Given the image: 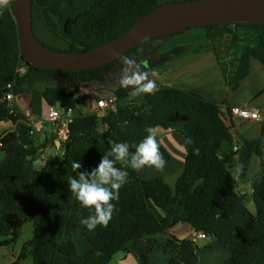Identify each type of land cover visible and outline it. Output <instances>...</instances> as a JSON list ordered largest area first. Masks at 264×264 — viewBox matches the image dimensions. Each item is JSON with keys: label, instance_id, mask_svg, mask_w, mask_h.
Returning a JSON list of instances; mask_svg holds the SVG:
<instances>
[{"label": "trees", "instance_id": "16d2710c", "mask_svg": "<svg viewBox=\"0 0 264 264\" xmlns=\"http://www.w3.org/2000/svg\"><path fill=\"white\" fill-rule=\"evenodd\" d=\"M172 1L179 0H93L63 25L70 45L68 51L82 52L103 45L123 34L154 7ZM230 26H249L260 31V46L247 45L240 51L235 70V77L240 79L248 73L251 58L264 66V24L205 26L212 47L224 37H231L230 44L238 41ZM168 36L152 38L123 56L131 57L146 43ZM182 50L174 48L160 55V59L172 58ZM116 64L121 67L117 59L82 71H53L27 64L20 53L11 1L0 10V123H16V131L0 135V236L9 235L7 242H13L21 226L32 222L33 236L24 244L20 256L29 254L33 264H109L119 251L135 255L138 264H148L149 254L160 246L154 236L177 223H187L193 231L214 237L228 251L222 264H264V152L256 143L243 141L247 155L242 177L250 154L263 159L260 174L250 180V198L255 208L252 212L246 204V191H237V180L230 173L237 155L231 126L221 117L217 104L195 93L156 84L158 91L154 94L131 97V86H119L114 90L115 110L104 116L80 113L73 117L60 159L56 161L49 155L44 164L36 163L40 149L47 143H35L29 122L17 108L16 113L9 112L4 95L10 88L15 93L39 89L48 106L65 109L74 103L81 84L99 79L104 69ZM20 65L25 66L22 74L17 72ZM55 73L69 78L70 90L52 79ZM148 128L176 129L192 141L186 143L183 173L171 187L161 178L144 180L126 168L127 179L119 189V198L111 201L114 211L107 226L86 230L80 220L93 211L82 207L69 191V177L95 167L114 143H138ZM159 151L168 156L160 146ZM134 152L130 146V155ZM74 161L80 163V169L73 168ZM115 166L121 167L119 163ZM73 231L88 244L86 251L77 250ZM163 246L175 244L170 240ZM166 264L187 263L176 250L166 258Z\"/></svg>", "mask_w": 264, "mask_h": 264}, {"label": "crops", "instance_id": "0c3cea01", "mask_svg": "<svg viewBox=\"0 0 264 264\" xmlns=\"http://www.w3.org/2000/svg\"><path fill=\"white\" fill-rule=\"evenodd\" d=\"M34 1L47 24L53 29H60V32H62L61 26L68 18L82 12L77 8L81 7L80 10L84 11L90 2V0ZM75 6H77L76 10ZM200 28L202 27L190 28L163 39L150 41L140 47L135 52V58H132L148 74V79L153 80L157 85L195 93L220 107L221 117L230 124L233 132V147H237V155L230 173L236 178L238 187L246 191L247 207L254 212L255 208L250 198V180L260 174L263 159L254 153L250 154L243 177L240 172L247 155V148L243 146L244 140L256 143L264 152V66L257 59L251 58L246 76L237 79L235 70L242 48L247 45L256 48L260 46V31L249 26H230L238 37V41L230 44L231 37H224L219 42L215 41L212 44L214 47H212L205 30ZM177 47L183 49L181 53L166 60L160 59V55ZM52 79L64 86L67 91L70 90V80L64 75L55 73ZM63 79L67 80L66 85L61 82V80L65 81ZM97 80L81 84L74 96V103L71 105L72 117L78 116L80 113L98 114V98H106L114 93L116 88H112L111 85V89L105 88L97 84ZM107 81L110 82L109 79ZM15 96L16 105L23 115L43 123V128L34 137L36 144L47 143L46 147L40 149L39 161L43 163L45 155H49V152L52 153L54 159L59 160L60 152L55 145L56 136L47 120L48 105L42 98L39 89L18 92ZM231 106H247L257 109L260 113V120L233 118L229 114ZM8 131H16V124L1 122L0 135ZM152 134L155 136L158 146L168 154L167 157L162 155L166 161L164 168L176 169L177 178L184 170L186 154L184 134L176 129L164 130L162 128H154ZM155 170L154 167L145 166L135 172L144 180H151L156 176L162 179L160 175H153ZM26 225L29 227L25 228ZM32 236V222H26L21 226L13 242H7L10 238L9 235L0 236V264H33V259L29 254L25 257L20 256L24 244ZM154 239L160 246H157L149 254L148 264H166V258L170 257L172 253L175 254L176 250L187 264H222L228 257V251L214 237L197 238L187 223H177L156 234ZM170 240L174 242L175 246L164 247L163 245ZM82 245L81 252L89 248L87 243L86 246ZM109 264H138V260L130 252L119 251L113 255Z\"/></svg>", "mask_w": 264, "mask_h": 264}, {"label": "water", "instance_id": "95a60500", "mask_svg": "<svg viewBox=\"0 0 264 264\" xmlns=\"http://www.w3.org/2000/svg\"><path fill=\"white\" fill-rule=\"evenodd\" d=\"M20 53L37 68L82 71L106 66L140 44L188 28L232 22L264 24V0H179L160 4L117 38L94 49L69 52V42L42 20L30 0H10ZM55 145H63L56 140ZM50 154V152H49Z\"/></svg>", "mask_w": 264, "mask_h": 264}, {"label": "clouds", "instance_id": "9594fccd", "mask_svg": "<svg viewBox=\"0 0 264 264\" xmlns=\"http://www.w3.org/2000/svg\"><path fill=\"white\" fill-rule=\"evenodd\" d=\"M9 3L10 0H0V10L6 8L9 5ZM33 4H35L38 7L36 3ZM41 18L43 22L48 27H50L55 33L59 34L62 38L68 41V37L63 30V26H61L62 33H59L55 31V29H53L49 24H47V22L43 19L42 15ZM119 60L121 65L119 72L121 74L119 76L113 75V78L117 79L119 85L123 88H128L129 86H131L132 89L130 93L131 97H137L142 94H154L156 91H158L156 83L153 80L148 79V74L141 69L140 65L137 63V61L134 58L130 56H121ZM18 69H21L22 72H19ZM24 71H25L24 65H20L17 67V72L19 74L24 73ZM110 97H114L115 102L113 103L112 106H107L106 108H100L98 106L99 107V111L97 114L98 116H100L99 115L100 111L105 110V114H106L108 111L115 110L117 105V98L115 93H113L112 95L106 98L103 97L98 98V100L108 99ZM98 100H97V105H98ZM54 107L63 110L62 108L56 106ZM16 108L17 111L22 116H24L28 121L29 119L19 111L18 107ZM72 118L73 117L70 114V120ZM145 131L147 135H145L143 139H141L138 143L132 145H130L128 142L114 143L108 151H106L103 155H101L100 160L95 165V167H92L90 170L85 169L84 171H79L77 176L75 177H69L67 181L69 191L75 196V199L79 202V204L82 207L90 208L93 211V214L81 218L80 220L81 225H83L86 230L92 231L97 227V225L105 226V227L107 226L109 220L112 218L114 211V205L113 203H111V201H115L119 198V189L126 182V177L128 175L127 171L125 170L126 168L130 167L134 171H140L145 166L154 167L156 170H161V171L164 169L166 161L159 151L157 140L155 136L152 134V130L150 128L145 129ZM38 132H36L32 136L35 137V135ZM68 133H69V128H68ZM56 140H58L62 145H64V143L67 141L66 140L65 142H62L59 139H57V137ZM191 142L192 141L190 139L186 140V143H191ZM130 146L135 148V152L132 153L131 155L129 153ZM62 150L63 147L59 149L60 155L58 159H60L61 154L63 153ZM233 150H237V147L234 146ZM39 155L36 163L41 165L45 163L47 156L49 155L53 156L52 153H50L49 155H45V160L43 163H41L39 161ZM117 163H119L121 167L119 168L116 167L115 165ZM80 167H81L80 163L74 161L73 168L80 169ZM238 189L244 191L243 189L237 186V191H239ZM194 232H198V231H194ZM208 237L209 236H207L206 238Z\"/></svg>", "mask_w": 264, "mask_h": 264}, {"label": "built area", "instance_id": "2783aa9c", "mask_svg": "<svg viewBox=\"0 0 264 264\" xmlns=\"http://www.w3.org/2000/svg\"><path fill=\"white\" fill-rule=\"evenodd\" d=\"M19 72H22L21 69H18ZM4 100L7 102V106L9 108L10 113H16V97L15 92L12 88L4 95ZM115 102L114 97H110L108 99H100L98 100V106L100 108H106L107 106H112ZM48 116L47 120L51 124L53 128V132L55 133L57 139L62 142H65L68 139V123L70 121L71 107L60 110L55 108L54 106L48 107ZM229 114L233 118L250 120V121H258L260 119V113L257 109H253L250 107L243 106H231L229 108ZM100 116L105 115V110L99 112ZM29 126H30V134L34 135L36 132L40 131L43 128V123L35 120L33 118H28ZM235 149V148H234ZM239 190V189H238ZM242 194L243 191L239 190ZM195 236L197 238H206L207 235L201 231L195 232Z\"/></svg>", "mask_w": 264, "mask_h": 264}, {"label": "rangeland", "instance_id": "374dc122", "mask_svg": "<svg viewBox=\"0 0 264 264\" xmlns=\"http://www.w3.org/2000/svg\"><path fill=\"white\" fill-rule=\"evenodd\" d=\"M81 1H83V0H81ZM93 0H90V2L88 3V4H90L91 2H92ZM76 8H77V6H75V10H76ZM78 9V11H83V10H80L81 9V7L80 8H77ZM200 29H202V28H200ZM60 29H58V28H56L55 29V31H57V32H59V33H62V32H60L59 31ZM203 30V29H202ZM254 35H256V32H254ZM140 52V51H139ZM131 57H134L135 58V52L131 55ZM113 69V70H112ZM119 69H120V66H119V64H116V65H114L112 68H106V69H104L103 71H102V74H103V77L101 76L98 80H97V84H100L101 86H103V87H105V88H109V89H111V87L112 88H118L120 85H119V82H118V80L117 79H115V78H113V75H115V76H119L121 73L119 72ZM113 72H115V73H113ZM58 74H60V73H58ZM53 76V75H52ZM66 77V76H65ZM66 78H68V77H66ZM106 78V79H105ZM69 79V78H68ZM107 79H109L110 80V82H108L107 81ZM63 80H65V79H63ZM61 82L64 84V85H66L67 83V80H65V81H62L61 80ZM110 85H111V87H110ZM56 107H58V106H56ZM0 156H1V153H0ZM1 158V157H0ZM172 168V167H171ZM154 176L155 175H160V176H162V179H163V181L164 182H167L169 185H173V183H174V181L180 176H178L177 178H176V169L175 170H169V169H163L162 171L161 170H155L154 171V174H153ZM156 177H159V176H156ZM156 177H154V178H156ZM171 187H173V186H171ZM252 203H253V201H252ZM254 204V203H253ZM26 227H29V225H26L25 226V228ZM72 238H73V240H74V242L76 243V246H77V250L79 251V252H81V248H82V244H84L85 246H86V242L83 240V239H81L80 237H79V234H78V232L76 231V232H72Z\"/></svg>", "mask_w": 264, "mask_h": 264}]
</instances>
